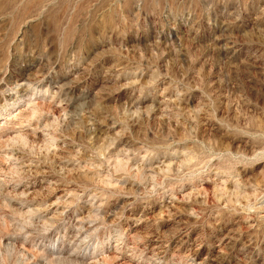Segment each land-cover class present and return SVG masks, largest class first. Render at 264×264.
Segmentation results:
<instances>
[{
	"label": "rangeland",
	"instance_id": "rangeland-1",
	"mask_svg": "<svg viewBox=\"0 0 264 264\" xmlns=\"http://www.w3.org/2000/svg\"><path fill=\"white\" fill-rule=\"evenodd\" d=\"M0 264H264V0H0Z\"/></svg>",
	"mask_w": 264,
	"mask_h": 264
}]
</instances>
